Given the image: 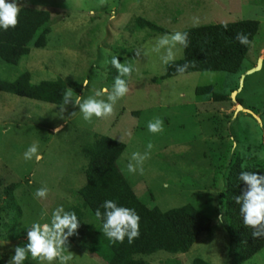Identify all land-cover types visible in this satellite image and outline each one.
<instances>
[{
    "label": "rangeland",
    "instance_id": "obj_1",
    "mask_svg": "<svg viewBox=\"0 0 264 264\" xmlns=\"http://www.w3.org/2000/svg\"><path fill=\"white\" fill-rule=\"evenodd\" d=\"M18 3L47 10L50 32L45 46L30 47L16 64L0 60L1 79L12 80L23 71L32 83L60 77L73 84L69 87L75 94L87 98L102 88L111 91L113 56L131 63L135 71L125 78L129 92L117 101L115 114L93 117L91 122L84 121L78 106L69 104L61 113L62 102L55 105L0 91V235L3 223L12 219L16 226L28 228L33 222H48L57 206L66 211L80 205L77 190L84 183V148L106 135L125 144L118 167L147 207L161 211L191 203L209 218L210 230L201 232L187 251L157 250L140 257L147 264H190L193 257L232 264L233 244L224 228L222 205L225 175L235 156L241 166L264 165V0H108L104 6L100 0ZM136 17L165 32L135 27ZM193 17L199 18L198 25ZM244 18L257 20L258 27L237 72L193 71L161 78L165 66L160 54L152 51L158 36ZM177 48L176 59L182 55ZM206 84L212 85L217 98L195 94V87ZM157 117L164 130L153 134L147 125ZM33 143L43 157L39 162L24 159ZM149 143L153 148L143 163V175L128 173L131 154H143ZM10 182L15 183L18 214L1 198L2 186ZM44 185L47 198H35V190ZM80 208L84 222L68 239L67 250L74 254L69 264H107L87 247L94 224ZM27 242V232L24 237L0 238V264H8L14 247ZM28 259L39 264L30 254ZM241 264H264V247Z\"/></svg>",
    "mask_w": 264,
    "mask_h": 264
},
{
    "label": "trees",
    "instance_id": "obj_2",
    "mask_svg": "<svg viewBox=\"0 0 264 264\" xmlns=\"http://www.w3.org/2000/svg\"><path fill=\"white\" fill-rule=\"evenodd\" d=\"M18 24L7 31L0 29V60L7 64H16L18 59L27 54L30 47H43L47 43L50 32V14L47 10L21 6ZM135 27L147 28L153 32H165L141 17L134 19ZM227 25V28L224 25ZM258 21L255 19H237L227 23H215L193 26L183 31L188 32L189 44L182 49V55L170 66H165L161 76L171 77L180 74L177 65L194 62L187 72L223 71L235 73L246 55L248 45L236 40L237 33H244L251 42L257 31ZM120 60V58L117 56ZM116 69L112 67L110 78L114 79ZM73 84L62 78L43 79L36 83L30 81L27 71L19 73L12 80L0 78V91L19 97L39 100L58 105L62 102L64 91ZM195 94L210 93L217 98L211 84L197 86ZM125 144L106 135L97 136L92 143L86 145L84 153L87 163L84 168V183L78 188L80 205H72L66 211H73L84 222V211L94 224L87 244L89 250L107 264H147L140 256L163 250L170 254L187 251L201 232L210 230L209 218L191 203L157 210L147 207L134 193L129 182L120 171L117 158ZM240 158L235 156L229 163L225 175V187L222 193L224 208V228L233 244L232 264H241L254 253L264 247V238H252V229L243 224L239 213V205L234 196L239 195L244 187L238 176L241 171H253L264 174V165H240ZM15 183L10 182L1 188L5 207L18 214L19 208L13 196ZM105 200H114L118 205L135 209L140 217V235L129 243L127 238L120 242H110L102 232L101 224L95 218V210ZM101 212L103 209L101 208ZM12 219L3 223L2 240L24 237L26 228L16 226ZM89 223H91L89 221ZM15 225V226H14ZM79 226V228H80ZM78 228V229H79ZM75 235L68 239H73ZM24 264H33L27 259ZM190 264H212L200 257H193Z\"/></svg>",
    "mask_w": 264,
    "mask_h": 264
},
{
    "label": "clouds",
    "instance_id": "obj_3",
    "mask_svg": "<svg viewBox=\"0 0 264 264\" xmlns=\"http://www.w3.org/2000/svg\"><path fill=\"white\" fill-rule=\"evenodd\" d=\"M108 0H100V6L106 5ZM21 5L18 0H0V29L7 31L9 28H15L18 24V15ZM94 14V13H91ZM111 19H115L113 10ZM193 24H199V18H192ZM227 28V25H224ZM236 40L243 45L251 42L244 33H237ZM189 44L188 32L174 31L165 33L156 38L152 51L160 54L161 63L164 66L172 65L177 57L179 45L181 48H187ZM163 50V51H161ZM139 55V53H137ZM111 67L116 69L117 75L114 77L111 91L108 88L97 90L94 96L85 98L82 95L74 93L72 88H66L62 97L60 111H65V106L71 104L78 106L79 113L82 114L84 121L91 122L93 117L107 118L115 114V105L118 100L125 97L129 92L127 77H131L135 71L131 63H121L117 56L110 60ZM194 62L188 61L183 65H177L176 71L184 74L189 67H194ZM87 81L83 85L87 86ZM106 95L107 99H97ZM76 112L71 113L75 115ZM148 131L155 134L164 130L163 120L159 117L154 121H149ZM59 131V129H57ZM153 145H147V151L143 154L133 152L129 162L126 164L128 173L143 175V163L149 158ZM25 160L39 162L43 157L39 152L38 144L33 143L24 152ZM239 181L243 182L239 195L234 196V202L239 205V213L243 219V224L252 229V238H264V174H258L253 171H241L238 176ZM49 189L46 185L37 188L34 197L46 199ZM101 208L103 212H101ZM45 214H42L41 220ZM95 218L101 224L103 235L110 242L123 243L127 238L129 243L137 239L140 235L139 222L140 217L135 209L120 206L114 200H105L100 208L95 210ZM223 216L218 217V222L222 221ZM80 226V220L73 211H65L64 207L57 206L52 212L48 222H33L26 228L27 244L25 246H16L14 254L10 257L8 264H24L29 258L37 260L39 264H69L74 259V254L67 250L68 238L75 235Z\"/></svg>",
    "mask_w": 264,
    "mask_h": 264
},
{
    "label": "water",
    "instance_id": "obj_4",
    "mask_svg": "<svg viewBox=\"0 0 264 264\" xmlns=\"http://www.w3.org/2000/svg\"><path fill=\"white\" fill-rule=\"evenodd\" d=\"M237 106L240 107L239 104H238ZM242 109H243V108H242ZM243 110H245V109H243ZM247 111L250 112L249 110H247Z\"/></svg>",
    "mask_w": 264,
    "mask_h": 264
}]
</instances>
